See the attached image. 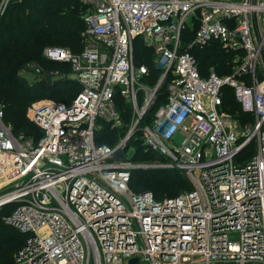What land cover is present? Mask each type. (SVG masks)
<instances>
[{
    "label": "built area",
    "instance_id": "1",
    "mask_svg": "<svg viewBox=\"0 0 264 264\" xmlns=\"http://www.w3.org/2000/svg\"><path fill=\"white\" fill-rule=\"evenodd\" d=\"M80 2L81 51L47 47L44 56L66 64L81 91L69 103L31 104L37 139L16 135L0 108V192L12 187L0 208L16 205L3 219L25 237L14 264H264V0ZM189 23L188 48L218 42L231 74L204 75L182 50ZM138 38L162 68L155 85L135 64ZM164 85L141 131L192 188L156 200L130 189L139 165L113 159L133 131L114 147L96 133L121 121L124 104L138 127ZM227 89L253 120L227 111Z\"/></svg>",
    "mask_w": 264,
    "mask_h": 264
},
{
    "label": "trees",
    "instance_id": "2",
    "mask_svg": "<svg viewBox=\"0 0 264 264\" xmlns=\"http://www.w3.org/2000/svg\"><path fill=\"white\" fill-rule=\"evenodd\" d=\"M4 1L0 0V108L4 113L3 121L12 126L16 135L24 133L37 139L41 131L31 122L27 113L31 104L40 98L69 103L81 91V86L74 79L63 77L64 71H56L53 67H48L43 57V49L46 46L66 47L73 52H80L86 7L80 0H8L4 8ZM81 7H84V13ZM195 31L196 26L192 30L188 27L185 29L182 36V50H187L194 56L199 69L203 72L210 70L208 69L210 67L220 76L231 74L232 54L226 53L218 42H211L205 47L188 48ZM149 53L153 54L154 51L146 46L141 38L136 39L135 64L147 66L149 72L143 78V82L148 83L147 85H151L150 81L154 78L159 79L162 73L161 70L159 73L158 69L154 72L149 69L148 61L151 58ZM28 62H33L31 64L36 67L27 69ZM57 64L68 67L63 63ZM26 70L37 76L43 75V78L29 84L20 75L21 71ZM54 77L59 78L54 80ZM156 83L157 81L152 85ZM164 99L162 97V103ZM224 105L228 112L241 120L245 117L246 121L253 120L252 115L243 113L234 98L233 91L229 89L225 90ZM124 107L127 106L122 105V120L129 119L131 114L130 110L128 108L125 110ZM102 124L103 128L101 127L102 129L96 133V143L108 145L103 143L106 140L113 143L120 129L112 128L107 123ZM124 152L117 151L113 159L127 160L124 158ZM162 159L167 158L154 150H147L144 146H136L132 162H153ZM191 188L192 184L188 176L178 168L134 169L131 174V191L151 192L156 200H162L165 196H177ZM15 206L10 204L0 209V264H14L16 254L25 242L24 235L5 224L3 219Z\"/></svg>",
    "mask_w": 264,
    "mask_h": 264
},
{
    "label": "rangeland",
    "instance_id": "3",
    "mask_svg": "<svg viewBox=\"0 0 264 264\" xmlns=\"http://www.w3.org/2000/svg\"><path fill=\"white\" fill-rule=\"evenodd\" d=\"M7 2H8V0H5L4 1V3L7 5ZM81 10H82V12L84 13V7H81ZM84 20V19H83ZM188 29H193L194 28V26H193V24L192 23H189L188 24ZM143 42H144V44L147 46V44H146V42L143 40V39H141ZM45 48H47V46L45 47ZM45 48L43 49V57L45 58V56H44V50H45ZM66 48V47H65ZM70 49V48H69ZM152 49V48H151ZM71 50V49H70ZM153 50V49H152ZM154 51V50H153ZM150 54V53H149ZM154 54V55H153ZM151 53L150 54V60L148 61V67H149V69L152 71V72H154L155 71V69H158L157 71L160 73V70L162 71V68H161V66H160V64H159V60H158V57H157V55H156V53H155V51H154V53ZM45 60H46V64L48 65V67L50 68V67H53L54 69L53 70H59V71H64V73H65V75L63 76V77H65L66 79H68V78H71L72 79V75H70V71H69V68L68 67H65V66H63V65H60V64H57V63H55V62H53V61H50V60H48L47 58H45ZM41 62L43 61V60H40ZM31 63H33V62H28L26 65L28 66V67H36L34 64H31ZM149 63H151V65L149 64ZM26 66V67H27ZM62 67V68H61ZM33 68V69H34ZM28 69V68H27ZM208 69H210V70H207V71H205V72H203L202 70V73L204 74V75H207L208 73H210L212 70L211 69H213V68H208ZM214 71H215V69H213ZM231 73H232V69H231ZM226 74H228V73H226ZM20 75L23 77V78H25L27 81H28V83L29 84H33L34 82H36V81H38L39 79H42L43 77V75L42 76H37L36 74H32V73H30L28 70H26V71H21L20 72ZM226 76V75H225ZM59 77H54L53 79L54 80H57ZM160 78V77H159ZM156 81H158V78L157 79H153V81H150V83H151V85L152 84H154ZM147 83V82H146ZM148 84V83H147ZM164 94V95H163ZM166 95H167V88H166V85H164L163 87H162V91L160 92V94H159V103H162V97H164V98H166ZM45 99H48V98H40V99H38L37 101H43V100H45ZM165 100V99H164ZM36 101V102H37ZM157 102V101H156ZM159 103H157V105L156 106H152L151 107V109L149 110V113H148V115L142 120V121H140V123L138 124L139 126L138 127H136L135 129H133V126H134V123H135V117H134V112H133V107H132V105L131 104H124V106H127V107H124V109L126 110V108H128L129 110H130V117H129V119H125V120H122L123 119V112H122V118H121V121L119 122V123H117V124H113V125H111V124H109V125H111V127L112 128H118V129H120L119 130V132H118V136H117V139L113 142V143H109V141L108 140H106V141H103V143H105V144H108V145H111V146H116L119 142H121L122 140H124L125 138H126V136L131 132V131H133V133H134V138L132 139V141L130 140L128 143H127V147L123 150V151H125L124 153H125V159H127L128 161H131L132 162V157L134 156V154H135V151H136V146H139V147H145L147 150L148 149H151V148H149V146L147 145V143H146V139L144 138V134H143V131H141L142 130V128L143 127H145L146 125H149L150 123H151V120H152V117H153V115L156 113V111L158 110V108L160 107V105L161 104H159ZM129 106V107H128ZM30 108H31V106H30ZM30 108H28V112L30 111ZM123 110V109H122ZM104 125H105V123H104ZM102 128H103V124L102 125H100ZM102 128H100V130L102 129ZM133 143H136L135 145L133 144ZM151 150H153V149H151ZM122 151V150H121ZM155 151V150H154ZM156 152H158V151H156ZM159 153V152H158ZM165 157V156H164ZM166 158V157H165ZM165 161V162H164ZM169 162L170 161H168V159H166V160H158V161H153V162H136V163H134V161L132 162V163H134V164H137V165H139V167L140 166H152V165H154V166H159V167H161V168H158V167H156V169H165V168H172V167H166V165H169ZM136 168V169H140V168ZM153 167V166H152ZM180 170V169H179ZM180 171H182L183 173H185L183 170H180ZM136 175V174H135ZM12 189V187L11 186H9L8 188H5V189H3L1 192H0V196H2V195H4V194H6V193H8V192H10V190ZM165 197H167V196H165ZM165 197H163V198H165ZM1 209V208H0ZM11 231V230H10ZM142 262H143V258H142V260H140L137 264H142Z\"/></svg>",
    "mask_w": 264,
    "mask_h": 264
},
{
    "label": "water",
    "instance_id": "4",
    "mask_svg": "<svg viewBox=\"0 0 264 264\" xmlns=\"http://www.w3.org/2000/svg\"><path fill=\"white\" fill-rule=\"evenodd\" d=\"M133 136H134V133H131V134L126 138V141H125V142L128 143V142L133 138ZM152 166H153V167H152ZM152 166H140L139 168H140V169H144V170L156 169V167L161 168V167H159V166H154V165H152ZM137 260H138V258L131 259V260L129 261V263H130V264H133V263H135Z\"/></svg>",
    "mask_w": 264,
    "mask_h": 264
}]
</instances>
